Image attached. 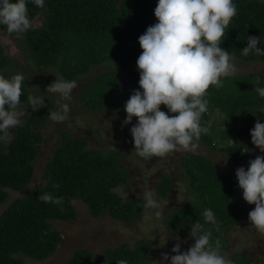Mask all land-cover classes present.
<instances>
[{
    "label": "trees",
    "instance_id": "trees-1",
    "mask_svg": "<svg viewBox=\"0 0 264 264\" xmlns=\"http://www.w3.org/2000/svg\"><path fill=\"white\" fill-rule=\"evenodd\" d=\"M152 1L46 0L44 11L28 6L30 20L38 14L43 15L39 26L31 28L19 38L29 53L28 59L39 70L55 64L60 76L66 80H71L90 65L103 62L111 64L112 71H116V77L113 76L116 83L110 82L109 77L112 75L108 69L101 73L104 78L97 84L94 96H87V92L84 94L85 86L80 96L83 91L82 98L89 101L93 99L92 103H86L95 106L94 110L108 112L114 105L116 121L112 131L106 133L107 137L97 131L100 135H96L98 146L92 144L91 147H87L91 141L84 135H70L64 130L66 128L58 127L61 141L45 165L44 182L8 202L10 192L21 191L32 185L34 162L43 140V127L48 123L49 113L55 111L57 105L45 100L43 108L37 111L30 108L24 114L20 127L13 130L11 142L0 144V264H25L24 258L35 261L48 258L57 249L61 239L53 221L75 217L76 210L71 203L74 197L88 205L93 215L107 212L122 222L141 215L142 198L124 201L114 191L118 186L129 184L131 172L128 165L131 166L132 162L125 160V151L119 143V146L116 143L108 144L106 139L117 140L115 129L124 124L126 116L121 103L126 101L125 96L129 98L133 89L139 88L136 59L142 49L138 37L156 22V4ZM234 3L237 14L225 30L221 46L234 57L233 60L264 65V53L250 52L245 55L242 52L248 35L259 36L258 47L264 49V0H234ZM13 66L14 62L4 54L0 43V71ZM234 72L235 75L221 77V87L208 88L207 111L202 114L201 120L207 131L198 138L210 149H214L217 142L222 143L223 147L217 149L230 157L231 165L241 163L249 156V130L257 118L263 122L264 117V113L257 112L254 116L250 112L254 113L257 106L264 105V99L255 91L256 87H264V74L257 70L246 75ZM109 88L112 89L105 92ZM27 96L23 85L22 104ZM160 107L167 112L163 104ZM217 110L223 115L219 117L218 125L211 119ZM135 119L130 126L135 123ZM128 135V145L134 147L130 130ZM159 158L161 156L142 158L136 153L134 159L137 163H154L159 162ZM171 167L170 171L158 174L153 186L155 196L160 199L166 200L176 195L178 206L174 204L172 211L163 213L165 223L171 230H179L180 236L184 230L188 243H193L189 230L191 223L199 220L211 232L212 247L224 253L227 247L225 228L240 221L244 214V206L240 202L242 190L238 187L235 171L222 172L209 158L194 151L178 155ZM178 178L186 181L188 189L185 187V199L191 196V191L193 203H178L183 198L173 188ZM43 193L62 199L59 204L51 201L45 203L40 199ZM204 209L213 211L215 223L204 222ZM150 249L145 240H139L133 246L123 243L108 247L100 258H92V253L85 249H77L67 264H116L119 259H127L128 264H145ZM238 255L230 258L232 264H240L241 259L252 263L250 255L243 253L244 258L240 259Z\"/></svg>",
    "mask_w": 264,
    "mask_h": 264
},
{
    "label": "clouds",
    "instance_id": "clouds-1",
    "mask_svg": "<svg viewBox=\"0 0 264 264\" xmlns=\"http://www.w3.org/2000/svg\"><path fill=\"white\" fill-rule=\"evenodd\" d=\"M45 4L46 0H0V26L19 39L31 31L28 6L44 11ZM236 14L234 0H157L156 22L138 37L142 49L136 59L139 88L132 90L123 105L126 113L123 123L130 124L136 118L129 130L138 156H161V161L166 154L195 151L198 145L194 141L207 131L201 120L207 111L208 88H219L221 77L235 75L234 57L221 45L225 30ZM246 42L243 54L264 53L258 47L259 36L248 35ZM23 85L22 77L0 75V144L10 143L13 130L21 125L25 106L21 103ZM75 87V80L55 75V80L43 92L35 87L37 94L28 96L26 104L37 111L46 105L47 97L57 105L49 118L64 121L68 118V102ZM255 91L264 99V87H256ZM161 104L167 112L161 110ZM250 112L254 116L257 112L264 113V105ZM249 131L252 144L264 153V122L257 118ZM218 161L226 164L227 157L215 162ZM235 177L242 198L255 205L248 213L249 223L264 233V155L250 159L247 169L237 167ZM185 193L180 203H193L190 191L188 199ZM40 199L59 204L62 198L43 193ZM144 199L146 206L154 203L150 192L144 194ZM202 217L205 223H215L211 209H204ZM189 236L194 242L187 250H181L180 238L174 237L177 242L171 251L175 254L163 253L159 264H232L226 254L212 247L211 232L199 220L191 223ZM116 264H128V260L119 259Z\"/></svg>",
    "mask_w": 264,
    "mask_h": 264
},
{
    "label": "rangeland",
    "instance_id": "rangeland-1",
    "mask_svg": "<svg viewBox=\"0 0 264 264\" xmlns=\"http://www.w3.org/2000/svg\"><path fill=\"white\" fill-rule=\"evenodd\" d=\"M152 2L154 4L157 3L156 0ZM42 19V14H38L31 19V28L39 26L42 23ZM20 42L22 41L17 39L15 34L9 33L4 26H0V43L3 46L4 54L14 62L13 67L0 71V75L5 76L6 78L16 76L22 77L24 79V86L26 87L28 96L37 94L35 87H39L40 91L43 92L46 86L55 80V75L60 76L57 66L54 64L51 67L49 66V68H42L39 70V67L36 68V66H34L28 59L29 53L25 46ZM232 64L233 69L236 72H240L244 75L253 73L255 70L264 74V65L260 63H248L237 59L233 60ZM108 69L110 70L109 73L112 75L109 77L110 82L116 83V80L113 77H116V71H112V65L108 62L90 65L85 71L77 74L71 79L76 81V87L73 89L71 94L72 98L68 102L70 107L68 118L62 121L65 122L62 125L63 128H66L64 130L68 131L70 135L80 134L87 137L91 141V143H88L87 147H91L92 144L98 146L97 138L100 136L98 134L105 133L104 135L107 137L108 134H106V131H108L107 133H109V131L111 132L112 125L113 127L115 126L110 121L113 117L107 114L110 110L114 111V105L108 109V112H106V110H94L95 106L91 107L87 104L88 102L92 103L93 99L89 101L86 100V98H82L83 91L80 96V91L84 86V94L87 92V96H94L93 94L95 93L97 84L102 82V79L104 78L101 73ZM111 89L112 88L105 89V92H108ZM27 97L23 103L25 106L22 108L24 114H27L30 111V107L26 104ZM45 100H48V98L45 97ZM124 100H127V96H125ZM124 103L125 102L123 101L121 105L123 106ZM222 116L223 115L217 110V112H214L211 115V119L217 124L219 123V117ZM47 122V125L43 128V140L39 144L38 154L34 162L35 168L32 176L33 183L30 187H27L22 191L10 192L7 197L8 202L21 193L27 192L32 187L42 184L44 181L43 171L45 165L50 159L53 149L61 141V136L59 135L57 130L58 127L56 126L57 123L50 118ZM220 125L223 130L224 128L222 124ZM130 127V124L119 125L117 127V140H106L108 144L116 143L118 145L119 143L120 147L125 151L123 155L125 160L127 162H132L131 166L126 163L131 172V180L129 184L118 186L114 191L124 201H127L129 198H142L144 207L141 215L131 221L122 222L114 219L107 212L93 215L88 208V205L79 199H72L71 203L76 210L75 217L65 221H53L54 228L61 234L57 249L48 258L41 261L24 258L25 264H67L77 249L90 251L92 253V258H100L104 256L108 247L120 246L123 243H129V245L133 246L139 240L147 241L151 247L150 252L148 253V262L145 264H159V260L163 253H168L169 255L175 254L171 251L173 245L177 242L174 237L178 236L180 238L181 250H187L192 244L190 242L188 243L189 239L184 233V230L181 233L183 235L182 237V235L180 236L179 234V230L177 232L171 230L164 220L163 213L172 211L174 204L178 206L176 204V195L171 196L168 200H164L156 197L153 190L158 174L162 171H170L172 169L171 165H174L176 157L184 154L186 151L166 154L163 156L164 159L159 162L145 163L142 161L137 163L134 159L136 154L134 147L131 144L128 145L127 138L129 137L128 130ZM98 129L104 131H99ZM89 130L91 131V135L88 133ZM104 135H102V137H104ZM194 142L198 145L194 152L200 153L209 158L211 162L218 167V170L222 172L231 170L235 171L239 166H244L245 169H247L248 161L250 159H254L257 155H264V153H261L259 149L250 142V148L248 151L249 156L246 160L231 165L230 157L224 155L217 149L218 147H223L222 143L216 141L217 145L215 148L210 149L199 140H195ZM104 147L108 148L109 146L105 145ZM225 156L227 157L226 164L219 161L215 162ZM185 187L187 188L185 180L183 181L181 178L175 179L174 188L176 189L178 196L179 193L184 196ZM146 192L152 194L154 203L151 206H146V201L144 199V194ZM164 202L167 203L163 205ZM240 202L244 206V214L240 221L225 228L224 233L227 238V247L223 254H226L229 258L239 254L237 258L240 259L244 258L240 253L249 252L251 254L250 260L254 264H264V233L257 231L247 219L249 211L252 210L255 205L247 203L243 198H241ZM178 203L180 202L178 201ZM4 206L5 204L3 207ZM240 264L249 263H247L245 259H241Z\"/></svg>",
    "mask_w": 264,
    "mask_h": 264
},
{
    "label": "flooded vegetation",
    "instance_id": "flooded-vegetation-1",
    "mask_svg": "<svg viewBox=\"0 0 264 264\" xmlns=\"http://www.w3.org/2000/svg\"><path fill=\"white\" fill-rule=\"evenodd\" d=\"M157 1V0H156ZM115 104V103H114ZM112 107V106H111ZM108 115H110L111 117H113L110 121H111V123H113L114 125H115V121H116V119L114 118L115 116H116V113L113 111V110H110V112L109 113H107ZM57 123V127H63V125L62 124H64L65 122H56ZM59 123H61V124H59ZM112 127H113V125H112ZM43 128H45V126L43 127ZM116 131H118L117 129H115ZM108 131H106V133H107ZM90 135H91V131L89 130V132H88ZM105 134V133H104ZM171 191V190H170ZM171 195V194H170ZM169 195V196H170ZM137 197H135V199H136ZM138 198H140V197H138ZM73 199H75V197L73 198ZM77 199V198H76ZM166 200H168V198L166 199ZM81 201V200H80ZM142 202H143V200H142ZM143 207H144V202H143ZM143 207H142V210H143ZM74 209H75V207H74ZM249 253V252H248ZM249 255H251L250 253H249ZM250 258V257H249Z\"/></svg>",
    "mask_w": 264,
    "mask_h": 264
}]
</instances>
